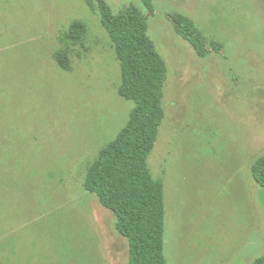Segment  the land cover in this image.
Segmentation results:
<instances>
[{
  "label": "rangeland",
  "instance_id": "rangeland-1",
  "mask_svg": "<svg viewBox=\"0 0 264 264\" xmlns=\"http://www.w3.org/2000/svg\"><path fill=\"white\" fill-rule=\"evenodd\" d=\"M142 10L168 67L149 167L164 183L168 264H252L264 256V0H0V255L15 264H129L88 170L135 104L101 22ZM191 18L199 57L168 16ZM83 26L79 39L69 34ZM64 62V63H63Z\"/></svg>",
  "mask_w": 264,
  "mask_h": 264
},
{
  "label": "trees",
  "instance_id": "trees-1",
  "mask_svg": "<svg viewBox=\"0 0 264 264\" xmlns=\"http://www.w3.org/2000/svg\"><path fill=\"white\" fill-rule=\"evenodd\" d=\"M142 3L154 13L153 0ZM168 18L178 35L205 58L206 38L195 22L182 13H172ZM101 22L122 63L124 93L135 110L128 127L88 170L85 187L113 213L117 233L129 244V264H168L165 186L153 177L148 163L165 120L168 67L148 34L142 10L128 6L114 14L103 3ZM82 30V24L76 23L69 36L79 39ZM253 178L264 188V157L254 166ZM24 258V254L9 250L0 255V264L21 263ZM252 264H264V256Z\"/></svg>",
  "mask_w": 264,
  "mask_h": 264
}]
</instances>
